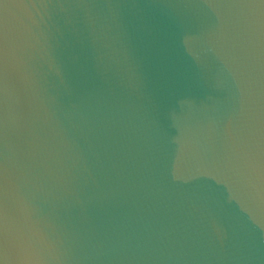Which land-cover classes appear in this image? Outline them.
<instances>
[{"label": "clouds", "instance_id": "clouds-1", "mask_svg": "<svg viewBox=\"0 0 264 264\" xmlns=\"http://www.w3.org/2000/svg\"><path fill=\"white\" fill-rule=\"evenodd\" d=\"M38 3L0 0V264H264V0Z\"/></svg>", "mask_w": 264, "mask_h": 264}, {"label": "water", "instance_id": "water-1", "mask_svg": "<svg viewBox=\"0 0 264 264\" xmlns=\"http://www.w3.org/2000/svg\"><path fill=\"white\" fill-rule=\"evenodd\" d=\"M37 8H39V3L37 0ZM207 103H212V101H206ZM184 116V111H183V107L182 104L179 102V100L176 102L175 106H174V110L173 113L171 114L169 120L170 122H176L179 123L180 120L183 118Z\"/></svg>", "mask_w": 264, "mask_h": 264}]
</instances>
